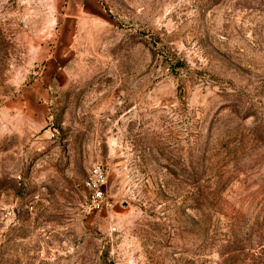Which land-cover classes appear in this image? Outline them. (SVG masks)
Returning a JSON list of instances; mask_svg holds the SVG:
<instances>
[{"label": "rangeland", "instance_id": "rangeland-1", "mask_svg": "<svg viewBox=\"0 0 264 264\" xmlns=\"http://www.w3.org/2000/svg\"><path fill=\"white\" fill-rule=\"evenodd\" d=\"M100 5L0 0V264H264V0Z\"/></svg>", "mask_w": 264, "mask_h": 264}, {"label": "crops", "instance_id": "crops-1", "mask_svg": "<svg viewBox=\"0 0 264 264\" xmlns=\"http://www.w3.org/2000/svg\"><path fill=\"white\" fill-rule=\"evenodd\" d=\"M41 2L46 5V16L50 19L52 32L59 34L53 41L58 46L64 42H74L84 22L98 18L102 12L100 0H41Z\"/></svg>", "mask_w": 264, "mask_h": 264}, {"label": "built area", "instance_id": "built-area-1", "mask_svg": "<svg viewBox=\"0 0 264 264\" xmlns=\"http://www.w3.org/2000/svg\"><path fill=\"white\" fill-rule=\"evenodd\" d=\"M85 198L92 209L110 208L112 200L109 191V169L103 164H95L82 184Z\"/></svg>", "mask_w": 264, "mask_h": 264}]
</instances>
